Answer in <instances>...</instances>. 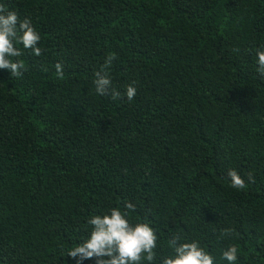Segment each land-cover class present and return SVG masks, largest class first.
<instances>
[{
    "label": "trees",
    "instance_id": "obj_1",
    "mask_svg": "<svg viewBox=\"0 0 264 264\" xmlns=\"http://www.w3.org/2000/svg\"><path fill=\"white\" fill-rule=\"evenodd\" d=\"M0 2L42 49L0 69V264H76L61 250L111 207L155 229L156 264L173 236L264 264V0ZM110 54L117 99L93 84Z\"/></svg>",
    "mask_w": 264,
    "mask_h": 264
},
{
    "label": "clouds",
    "instance_id": "obj_2",
    "mask_svg": "<svg viewBox=\"0 0 264 264\" xmlns=\"http://www.w3.org/2000/svg\"><path fill=\"white\" fill-rule=\"evenodd\" d=\"M40 41L41 35L29 17L21 19L17 11L6 8L0 2V69L7 70L11 77H21L25 65L14 58L23 54L22 49L30 50L32 55L39 57L42 54ZM254 55L257 72L264 76V46L257 47ZM115 59V54H110L102 68L94 74V90L99 96H105L110 91L113 99L120 96L112 88L108 72ZM55 69L58 74L63 72L60 63L55 65ZM136 93L134 84L126 86L124 95L129 101L133 100ZM227 178L232 188L245 187V180L236 170H229ZM123 207L133 210L135 206L127 203ZM86 228L87 235L74 247L62 249V256L67 254L76 264L94 257L95 264H156L158 235L155 229L146 221L133 222L128 212L121 207H111L106 212L90 214L86 220ZM231 233V229H223L220 234L227 237ZM168 245L172 254L163 257L159 264H216V258L198 240L181 241L179 236H173ZM238 251L234 244H230L221 251V260L226 264H237Z\"/></svg>",
    "mask_w": 264,
    "mask_h": 264
}]
</instances>
